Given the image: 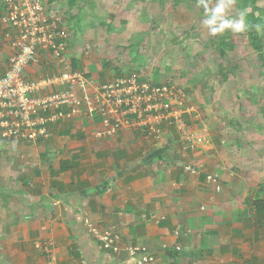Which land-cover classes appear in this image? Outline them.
I'll return each instance as SVG.
<instances>
[{"label":"crops","instance_id":"obj_1","mask_svg":"<svg viewBox=\"0 0 264 264\" xmlns=\"http://www.w3.org/2000/svg\"><path fill=\"white\" fill-rule=\"evenodd\" d=\"M120 1L46 0L69 32L64 62L92 82L90 94L96 83L126 75L121 74L135 61L127 44L153 30L147 19L129 17L134 0ZM2 12L0 3V17ZM1 27L4 71L8 49ZM39 57L25 70L28 79L65 70L52 52ZM101 120L82 113L52 124L50 137L35 144L1 146L0 264H136L133 248L154 253V264H253L259 258L246 253L261 241L253 201L263 198L249 196L251 188L236 170L244 159L224 136L232 127L217 124V111L206 118L200 111L194 126L205 141L187 153L170 138L171 128L160 141L137 127L96 137ZM187 163L198 173L187 171ZM210 174L218 177L221 191ZM88 221L114 232L115 247L102 248ZM45 241L52 242L53 256L37 247Z\"/></svg>","mask_w":264,"mask_h":264},{"label":"built area","instance_id":"obj_2","mask_svg":"<svg viewBox=\"0 0 264 264\" xmlns=\"http://www.w3.org/2000/svg\"><path fill=\"white\" fill-rule=\"evenodd\" d=\"M1 36L8 49V67L0 71V146L3 144H35L51 135L50 126L71 120L85 113L91 120L102 118L95 136L111 137L121 129L141 128L149 137L160 141L167 128L170 138L180 144L181 152H195L205 139L204 132L194 126L199 108L192 103L185 87L178 83H156L145 70L96 83L94 93H88L92 83L84 73L70 70L64 62L69 32L63 27L62 16L46 0H0ZM52 52L65 65L57 75L37 80L25 76L27 67L40 61V53ZM66 83L64 90H55ZM184 168L198 173V167ZM209 179L221 187L217 176ZM90 233L104 249L115 247L117 235L102 232L88 221ZM37 247L53 256L52 242H38ZM136 264H154L152 252L131 249Z\"/></svg>","mask_w":264,"mask_h":264},{"label":"rangeland","instance_id":"obj_3","mask_svg":"<svg viewBox=\"0 0 264 264\" xmlns=\"http://www.w3.org/2000/svg\"><path fill=\"white\" fill-rule=\"evenodd\" d=\"M131 7L129 17L147 19L153 30L127 44L135 61L121 75L149 69L156 83L185 87L205 118L217 111V124L232 127L224 136L244 159L236 170L249 196L264 199V0H134ZM259 221L261 241L246 253L259 255L253 264H264Z\"/></svg>","mask_w":264,"mask_h":264},{"label":"trees","instance_id":"obj_4","mask_svg":"<svg viewBox=\"0 0 264 264\" xmlns=\"http://www.w3.org/2000/svg\"><path fill=\"white\" fill-rule=\"evenodd\" d=\"M254 44V43H252ZM257 48V46H255ZM253 204L256 209V217L260 219H264V199L254 200Z\"/></svg>","mask_w":264,"mask_h":264}]
</instances>
